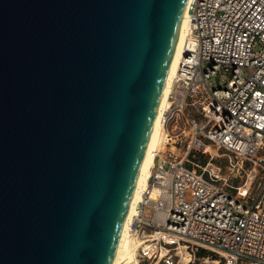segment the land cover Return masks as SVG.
<instances>
[{"label":"water","instance_id":"1","mask_svg":"<svg viewBox=\"0 0 264 264\" xmlns=\"http://www.w3.org/2000/svg\"><path fill=\"white\" fill-rule=\"evenodd\" d=\"M189 0H0V264H113Z\"/></svg>","mask_w":264,"mask_h":264},{"label":"built area","instance_id":"2","mask_svg":"<svg viewBox=\"0 0 264 264\" xmlns=\"http://www.w3.org/2000/svg\"><path fill=\"white\" fill-rule=\"evenodd\" d=\"M187 14L164 146L130 223L137 262L206 250L264 264V0H189Z\"/></svg>","mask_w":264,"mask_h":264},{"label":"bare ground","instance_id":"3","mask_svg":"<svg viewBox=\"0 0 264 264\" xmlns=\"http://www.w3.org/2000/svg\"><path fill=\"white\" fill-rule=\"evenodd\" d=\"M189 32H190V21L188 18V14L186 13L182 24V29L180 32L175 56L172 62V67L170 69L169 77L167 80V85L165 87L162 101L160 104L158 116L156 118L154 129L148 145L147 153L145 155V159L140 171L137 188L131 202L126 225L121 235L117 256L113 264H138L137 262L138 247L136 246V243L134 242L130 234V223L132 222L133 217L137 212L138 205L141 202L143 189L147 186L148 181L152 176V171L154 167L153 151L159 148V146L162 144L165 138L166 128L164 127L163 124V115L166 109L169 107L168 98L174 88V79L178 72L180 59L182 58L183 55L182 46Z\"/></svg>","mask_w":264,"mask_h":264},{"label":"rangeland","instance_id":"4","mask_svg":"<svg viewBox=\"0 0 264 264\" xmlns=\"http://www.w3.org/2000/svg\"><path fill=\"white\" fill-rule=\"evenodd\" d=\"M162 146H164L163 142H162V144L159 147H162ZM221 161H224V157H217L216 158V162L217 163L221 162ZM210 255H211V253H208V256H210ZM217 260H219V258H216V256L211 257L209 260L207 259V257H205V259H199V257H197L195 259V263L194 264H217L216 262H213V261H217Z\"/></svg>","mask_w":264,"mask_h":264},{"label":"trees","instance_id":"5","mask_svg":"<svg viewBox=\"0 0 264 264\" xmlns=\"http://www.w3.org/2000/svg\"><path fill=\"white\" fill-rule=\"evenodd\" d=\"M199 256H200V257H207V256H208V251H206V250H201V252L199 253ZM220 264H223V263H220Z\"/></svg>","mask_w":264,"mask_h":264}]
</instances>
